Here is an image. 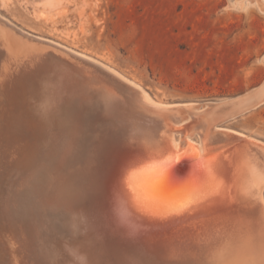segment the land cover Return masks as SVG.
<instances>
[{
    "label": "bare ground",
    "instance_id": "obj_1",
    "mask_svg": "<svg viewBox=\"0 0 264 264\" xmlns=\"http://www.w3.org/2000/svg\"><path fill=\"white\" fill-rule=\"evenodd\" d=\"M31 40L34 39L31 38ZM42 40L49 42L45 39ZM37 45L41 49L32 44L28 48L25 66L19 65L12 75L7 74L8 72H6V76L0 75V154H3L0 156V163L4 161L8 172L13 175V180H8L13 187L22 181H20L21 177L24 178L27 175L31 176L32 179H29L27 183L34 184L37 174L35 175L30 170L36 162L46 157L43 145L40 143L44 144L45 152L49 153L53 145H55V150H58L60 145L66 146L67 140L71 139L70 136L75 138L77 135L83 137V133L87 135L89 130L87 131L85 118L88 119L90 114L87 109L89 107H85L86 98H83L84 92L81 93L83 91L81 90L83 83L82 85L79 84V78L82 77L81 72L78 73V69L76 72L72 66V64L78 66L75 61L79 62V65L84 63L90 67L91 72L101 73L106 81L113 84L112 91L106 93L105 96L99 93L94 96L95 99H98L100 106L103 104L104 109V113L101 111L102 113L97 115L98 119L94 121L97 124H93L94 127L96 126L98 137L94 135L96 137L94 143L103 139L107 141L109 156L108 161L104 163L101 178L99 177L102 180H98L97 185L99 186L96 185V187L103 190L100 197L98 196L99 202L104 203L108 209L113 208L114 213L122 217L124 221L125 236L121 240L125 246L135 245L137 241L147 242L145 245L149 249H151V245L154 249L152 251L155 255L153 256L156 264H177L178 261H180L179 264H182L181 260L183 259L180 258L179 260L178 258L181 254L184 255H182L185 257L184 259L187 256V260L191 261L188 264H259L257 257L251 255V251H245L247 248H242V251L240 242L246 236H254L257 240L264 242V142L262 140L232 128H225L218 120L212 121L199 115L197 111H194L197 109L193 106L194 103L192 105H186L182 102L166 104L156 101L139 84L126 78L112 67L85 54L82 55L73 50L71 52L74 53L62 51L58 47L49 48L40 44ZM5 49L4 44L1 45L0 43V58L3 57ZM57 53L62 55L56 56ZM37 57L39 58L38 61L35 60ZM0 60L2 63V59ZM2 67L0 65V72H2ZM79 91V95L73 96ZM67 93L70 94L68 97ZM70 96L75 98L71 99ZM74 103L77 107L74 106ZM212 106L213 104H209V107ZM188 110L192 111L190 122L195 124L197 122L193 129L189 128L191 130L189 134H187V128L181 130L175 126L187 119L188 114L185 112ZM95 111L97 113V110ZM179 111H183V115H187L181 118L182 114L180 113V115ZM109 113L114 114L118 120L122 117L126 119L127 124L125 121L121 124L128 125L127 132L124 130L122 132L120 127L115 126L114 121L108 119L111 115ZM188 119L190 120V118ZM199 120L200 125H198ZM117 126L119 125L117 124ZM175 130L183 134L181 140L175 137ZM194 132H197L202 138V141L198 142L200 146L188 138V136L192 137ZM186 135H188L187 138ZM71 141L72 139L69 142ZM68 145L70 144L68 143ZM89 146L90 143L88 148H90ZM92 148L90 149L92 150ZM207 149L210 150L214 158L211 160V164L201 166V162H205L203 158ZM89 150L88 152H90ZM96 150H94L95 153L98 151ZM185 150L190 154H199L200 163L198 162L197 175L201 172V179L208 181V183L195 185L196 189L193 194L188 197L186 202L179 204L177 208L165 206L164 211L153 212L148 207L163 209L164 204L158 198L150 201L142 190L131 184L132 181L145 185L155 195L166 193L167 189H172L177 181H185L186 176H179L177 179L173 172V159ZM67 151L69 152V149ZM68 152H65L66 155ZM86 155L83 156L85 159H87ZM70 158L73 157L70 156ZM67 165L69 164L67 163ZM5 169L3 170L5 171ZM1 171L0 173L3 175L4 171ZM70 174L68 173V175ZM62 181L49 191L51 195L60 196L62 201L65 197L68 198L69 202L64 201L68 203L67 207L73 210L71 217H67L69 215L66 212L62 213V211L61 213L67 216L61 215L62 218H60L61 216L58 217L57 212H49L50 206L47 208V204L43 203L44 200H42L43 204H37L38 207L30 212L27 210L30 203L24 202L26 196L22 202L20 201L23 197V190L16 192V196L10 195L12 191L9 189L10 187L6 186L5 193L2 190L0 208L6 210H4L6 214H4L5 212L3 214L6 215L7 223L5 222L6 224L2 226L3 222L0 221L2 222L0 226V264H38L42 261L46 252L42 253L40 250L43 249L41 248L43 244L49 243V237L34 233L45 231L47 235L49 230L56 228L54 223L45 220V218L51 219L50 216H53V219L65 220L66 224L61 228L62 230L65 228L64 230L69 232L68 234V232L57 231L64 234L58 238L52 234L56 236V238H52V241L57 247L53 248L51 244L52 248L47 247L49 251L53 250L50 254L53 255V258L51 256V264H101L103 258L107 259L105 255H100L97 250L98 247L93 240L91 241L93 232H91L90 226L93 222H89L86 217L85 208L77 201V198H70L72 197L68 187L70 183L67 181L69 184L67 183L68 186L64 184L65 187ZM51 182L53 183V181ZM44 184L43 186H45ZM77 190L79 192L81 188ZM40 191L42 192V190ZM35 192V190H27L34 203L36 201L34 200ZM52 199L54 201L53 196ZM45 202L47 201L45 200ZM13 205L16 207L14 208ZM29 214L34 218L39 215L40 226L38 228L37 226L34 228L30 223L22 222L23 217ZM61 228L59 227V229ZM115 234L120 235V233ZM113 239L115 238L113 237ZM137 244L136 246L133 245L134 248L139 246ZM165 245H170L171 247L167 248L174 247L175 250H168L166 253ZM124 250L125 255H128L127 251L131 248ZM191 251H194L195 254ZM58 256H65L66 258L62 260ZM135 256L132 261L139 264V262H135L137 261ZM164 256L168 260L163 261ZM139 257L141 258L142 255ZM169 261L174 263H168ZM141 262L143 260L140 261V264H142Z\"/></svg>",
    "mask_w": 264,
    "mask_h": 264
},
{
    "label": "rangeland",
    "instance_id": "obj_2",
    "mask_svg": "<svg viewBox=\"0 0 264 264\" xmlns=\"http://www.w3.org/2000/svg\"><path fill=\"white\" fill-rule=\"evenodd\" d=\"M4 23H7L17 30H21L24 34L27 33V36L25 35L27 38H22V35L21 37L18 33L7 28ZM0 34L3 35H0V43L1 45L4 44L6 48L3 57L0 58L2 59V63L0 60V65L3 66L0 75H5L6 72L12 75L19 65L25 66L28 57L27 51L29 52L28 48L31 47V44L39 48V45L36 44V39L39 37L41 38L40 40L45 39L49 41L47 43L60 48L62 51L71 52L73 50L112 67L126 78L134 81L147 90L156 101L166 104L182 102L186 105H192V103H194L193 106L197 108L194 111H197L199 115L203 114V111L207 109L209 104L234 98L264 82V0H0ZM31 38L34 40H31ZM55 55L58 56L59 54L57 53ZM61 55L62 54L59 56ZM71 57L74 58L75 56ZM35 60L38 61L39 58L37 57ZM75 63L78 64V66L75 64H72V66L76 69V72L79 70L78 73L81 72L82 75V77L79 78V84L82 85L83 83L81 89L83 91L81 93L84 92L83 98H86L85 107L88 106L90 108H87L90 116L87 113L88 119H86L87 117L85 118L87 131L89 130L86 132L87 135H89L87 136L83 133V137L79 135L75 138L70 136L72 139L71 142H69L71 140L69 138L67 140L68 142H66V146L60 145L58 150H55V145H53L49 153L45 152L44 144L40 143V145H43L46 157L36 162V164L32 166V171L30 170V172H34L35 175L37 174L34 184L27 183L28 180L31 179V176L27 175L24 178H20V181H22L18 183L19 186L16 184L13 187L10 182L13 180V175L8 172L3 161V164L0 163V171L2 169L1 172H3L5 167L6 169L3 175L0 173V176L2 175L0 179V194L7 187H10L9 189L12 190L10 193L11 196H16V192L23 190V197L20 201L22 202L25 199L24 202L30 203L29 208H27L30 212L38 207L37 204L46 203L47 208L50 206L48 208L49 212H57L58 217L61 215L67 216L66 214H62L66 212L69 215L67 217H71L73 210L67 207L68 203L66 201H68V198L66 199L65 197L64 200L66 201H62L60 196L57 194L51 195L50 191L54 189L55 185L58 186V183H61L62 180L63 185L66 184L68 186L69 183H73L71 185L74 187L70 184L68 186L70 188L69 192L72 195L70 198H77V201L85 208L84 213L86 217L89 222H93L91 224L92 226H90L91 232H93L91 241L93 240L98 247L97 250L100 255H105L107 257V259H102V263L100 262L101 264H128V262L135 264L132 261L135 255L137 261H135V259L134 261L139 262V264L142 260V264H156L155 255L152 251L154 249H152L153 247L151 245V249H149V247L145 245L147 242L143 243L137 241L138 244L133 242L135 243V245L133 244L134 246H136V244L137 246L139 245L135 248L131 245L133 249L131 246H125L122 241V238L125 236V224L122 217L116 215L113 208L108 209L104 203L102 204L99 202V197L103 190L100 187L97 188L96 185L98 180H102L100 179V175L103 173L104 163L108 161L109 156L107 152V141L103 139L102 141L97 140V144L96 142L94 143L97 137V129H95L96 126L94 127L97 123L95 122V124L94 121L98 119L97 115H99L101 111L104 113L103 104L100 106V103L97 101L98 99H95L94 96H96V93L105 96L106 93L112 91L113 84L106 81L101 73L91 72L92 70L90 67L84 65L83 62V65H79V62L76 61ZM79 94L80 91L73 94V96ZM69 95L70 94L67 93V97ZM73 98L75 97H71V99ZM74 106L77 107L75 103ZM91 109L92 111H90ZM95 110H97V113ZM185 113L188 115H183V111H179L181 118H184L186 115L188 117L186 116L187 119L183 123L181 122L175 126L181 130L187 128V134H189V131H191L190 129H193L197 122L196 124L190 122L192 111L188 110ZM92 115L93 117H91ZM105 117L108 118V116ZM188 118H190V120ZM108 119L112 122L114 121L113 123L115 126L117 128L120 127L119 129L122 132L123 130H128V125H122L123 121L126 120L124 117L118 120L114 117V114H111ZM189 122L190 124H188ZM125 123L127 124L126 121ZM200 123L199 120L198 125H200ZM117 124L119 126H117ZM221 125L225 128L241 131L264 142V103ZM179 132L180 131L175 130V137L181 140L183 134ZM193 134L192 137L186 135V138L188 136V138L195 143L202 141L201 136L197 132ZM94 135H96V137ZM86 136L88 138L91 136L92 138L88 140ZM101 142L103 147L101 146ZM68 143L70 145L67 146ZM89 143V147H93L92 150H101L99 151L100 153L97 150L96 153L94 150L92 152V150L88 148ZM199 144L200 143L197 145ZM88 150L90 152H88ZM65 152H68L70 155L68 153L66 155ZM2 155L3 154H0V156ZM85 155L87 159L83 157ZM65 156L66 159H64ZM70 156L73 158L71 159ZM199 157L198 153L190 154L185 150L177 158L173 159V172L175 175L186 176V178L183 182L177 181L172 189H167L166 193L155 195V193L145 185L135 183L134 181H132L131 184L142 190L150 201L158 198L161 203L164 204L163 209H159V207H148L153 212L164 211L166 209L165 206L177 208L179 204L186 202L188 197L193 194L196 189L195 185H206L208 183V181L201 179V172L197 175L198 162L200 163ZM213 158V154L207 149L203 158L205 162H201L200 165L204 166L211 164ZM71 160L73 161L71 162ZM67 163L69 165H67ZM75 169L77 170L75 171ZM83 171L85 174H83ZM67 172L71 174L68 175ZM72 173L77 175L75 176ZM9 179L10 181H8ZM51 181H53V183ZM47 182L49 183L47 184ZM44 183H46L47 186ZM43 184L45 186H43ZM76 187L77 189L81 188V191L79 190V192H77L78 190ZM27 190L36 191L34 194L36 196H34V200H36L35 203L30 199ZM40 190H42V192ZM72 191L73 193H71ZM76 192L77 194H75ZM59 198L61 199L58 200ZM42 200H44L43 203ZM45 200L47 202H45ZM55 201L58 203H54ZM13 207L15 208L16 205H13ZM4 210L0 208V211H2V213H0V221L3 222H0V226L1 223L2 226L7 223L6 215H4L6 214V210ZM110 216L112 217L110 218ZM50 217L52 218H44L50 223H54L56 228H53L54 230H49L50 232L48 231L49 234L47 235L45 231H37V233H34L35 235L40 234L49 237V243L43 244L41 247L43 249L40 248L42 253L46 252V256L44 257L45 260L43 259L38 264L52 263L51 256L53 258V255L50 254L53 250L49 251L47 247L51 244L53 248H56L57 246L52 241V238H56V236L57 238L62 237L64 236L62 233L68 232L64 230L65 228L62 230L66 224L65 220L62 221V219H60L62 216L59 219L54 218L55 221L53 216ZM38 219L39 215H36V218H34L29 214L23 217L22 222L26 224L30 223L34 228H36V226L38 228L40 226ZM109 221L112 222L111 225ZM75 223L77 228V222L75 221ZM59 227L62 228L59 229ZM57 231L62 233H58ZM75 231L77 232L78 229ZM115 233H120V235ZM113 237L115 239H113ZM263 245L264 242L259 239L257 240L254 236H246L240 242L241 249L247 248L245 251H251V255L257 257L259 264H262V262L264 264ZM143 246L147 249H144ZM167 247L171 246H164L166 253L168 250H175L174 247H172L173 249ZM126 248H131L132 251H127L130 255H125L124 249ZM54 253L56 252L54 251ZM137 253L139 254L137 255ZM140 254L142 255L141 258L139 257L141 256ZM182 255L183 254L178 256L179 260L182 258L187 264L191 262L187 260L188 257L186 255V259H184L185 257H182ZM233 256L235 255L233 254ZM58 258L64 260L66 257L58 256ZM127 259L128 261H126ZM124 260L127 263H125ZM164 260L166 261L168 259L164 256L163 261ZM183 260H181V263L185 264ZM170 262L174 263L173 261H169L168 263ZM179 262L180 261H178L177 264H179Z\"/></svg>",
    "mask_w": 264,
    "mask_h": 264
},
{
    "label": "water",
    "instance_id": "obj_3",
    "mask_svg": "<svg viewBox=\"0 0 264 264\" xmlns=\"http://www.w3.org/2000/svg\"><path fill=\"white\" fill-rule=\"evenodd\" d=\"M4 25L7 28H10L12 31L18 33L20 36L22 35V38H25L27 36L26 34L21 32V30H17L16 28L9 26L7 23H4ZM36 41V44H40L49 48H56L53 45L38 38L36 39ZM262 103H264V82L244 94L224 101L214 102L212 107H209L208 105L207 109L203 111V114L201 116H205L212 121L218 120L222 124L234 117L239 116L242 113H245L259 106ZM175 178L179 179V176L175 175Z\"/></svg>",
    "mask_w": 264,
    "mask_h": 264
}]
</instances>
